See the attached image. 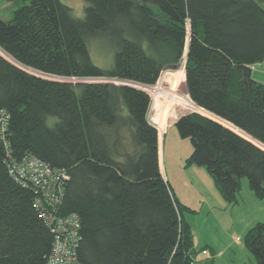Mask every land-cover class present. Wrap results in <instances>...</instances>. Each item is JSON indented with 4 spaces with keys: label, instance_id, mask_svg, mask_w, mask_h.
<instances>
[{
    "label": "trees",
    "instance_id": "16d2710c",
    "mask_svg": "<svg viewBox=\"0 0 264 264\" xmlns=\"http://www.w3.org/2000/svg\"><path fill=\"white\" fill-rule=\"evenodd\" d=\"M7 2L12 17L0 19V53L59 81L0 57V110L9 118V150L0 141V264H46L54 246L35 207L41 195L9 174L11 160L33 156L70 177L59 212L81 220L80 264H199L161 171L160 127L174 106H186L264 146V83L253 69L264 62V0H85L82 19L61 0ZM94 40L110 47V68L94 64ZM182 59L181 70L161 78ZM74 79L132 82L174 104L162 109L165 100L153 98L156 129L147 92ZM201 114L176 123L192 141L188 165L205 167L232 206L245 177L263 200L264 152ZM245 235L264 264V223Z\"/></svg>",
    "mask_w": 264,
    "mask_h": 264
},
{
    "label": "rangeland",
    "instance_id": "374dc122",
    "mask_svg": "<svg viewBox=\"0 0 264 264\" xmlns=\"http://www.w3.org/2000/svg\"><path fill=\"white\" fill-rule=\"evenodd\" d=\"M68 7H71L75 16L82 19L85 15V0H61ZM11 4L7 0H0V19L10 20ZM190 35V32H189ZM188 35V37H189ZM188 40V39H187ZM91 55L94 64L106 69L110 68L113 63V56L110 47L99 40L91 41ZM184 58V57H183ZM183 64V59L179 68ZM255 78L264 83V62L253 67ZM175 71L164 70L161 74ZM44 77V76H43ZM47 78V77H45ZM159 79V81L161 80ZM48 79V78H47ZM94 82L107 80H72V82ZM110 84L121 85L122 81H111ZM159 81L155 86H158ZM162 88L170 89L169 85L162 83ZM177 92L179 95H187L185 84L181 85ZM159 99L161 93H155ZM152 97L151 110L148 115L151 125L157 129L154 96ZM172 98L168 97L165 103H162V109L170 110L173 105ZM186 107V106H185ZM183 107V108H185ZM179 106H174L169 118L172 120L186 113H199L200 111L187 110ZM169 112V111H168ZM166 114V113H165ZM163 116L164 113H163ZM168 120V117L165 116ZM164 118V119H165ZM164 126V132L165 127ZM178 134V140L172 144V131L161 137L164 146L162 147L164 159L163 174L165 179L171 185L174 194L180 205L183 207V216L187 225L191 229L193 238V253L199 264H256V259L250 250L244 245L245 234L256 226V223H264V199H259L255 192H252L249 180L245 177L243 182L247 183L249 193L241 187L237 206L228 203L222 194L214 186L211 175L205 167L190 166L187 159L193 153L191 139H182L178 128H175ZM159 132V129H158ZM174 132V131H173ZM160 137V138H161ZM165 141V142H164ZM176 153V154H175ZM190 153V154H189ZM188 155V156H187ZM204 169V170H203ZM242 182V184H243Z\"/></svg>",
    "mask_w": 264,
    "mask_h": 264
},
{
    "label": "built area",
    "instance_id": "2783aa9c",
    "mask_svg": "<svg viewBox=\"0 0 264 264\" xmlns=\"http://www.w3.org/2000/svg\"><path fill=\"white\" fill-rule=\"evenodd\" d=\"M186 63L185 60V66ZM182 67L183 64L174 71H179ZM8 120L7 114L0 110V141L7 150L9 147L5 134L8 131ZM8 169L10 176L22 187L35 189L41 195L35 207L42 211L41 218L55 237L46 264H80L77 251L81 239V220L76 214L62 216L59 212L64 186L70 178L67 171L54 169L35 156L26 157L22 162L11 160Z\"/></svg>",
    "mask_w": 264,
    "mask_h": 264
},
{
    "label": "water",
    "instance_id": "95a60500",
    "mask_svg": "<svg viewBox=\"0 0 264 264\" xmlns=\"http://www.w3.org/2000/svg\"><path fill=\"white\" fill-rule=\"evenodd\" d=\"M188 47V46H187ZM187 53H188V51H187ZM0 57H2L3 59H5V60H8L11 64H13L15 67H17V68H20V69H23V70H25V71H27V72H31L33 75H35V76H37V77H43L41 74L40 75H38L37 73H34V71L33 70H31V69H26V68H24V67H22L20 64H17L13 59H9L8 57H5L4 55H2L1 53H0ZM178 68H175V70H177ZM43 78H45V77H43ZM45 79H47V78H45ZM52 80H55V81H59V79H54V78H51ZM50 78H48V80H51ZM95 82H100V83H110L108 80L106 81V82H102V81H95ZM123 84H121L122 86H131V87H133V88H135V89H138V90H142V91H145V92H147L148 93V91L147 90H145V89H143L142 87H137V84H135V83H132V82H122ZM140 86V85H139ZM143 86V85H142ZM189 96V95H188ZM190 98V97H189ZM193 104V103H192ZM195 107H198L197 105H195ZM199 108V107H198ZM200 109V108H199ZM202 111H204L203 109H201ZM205 112V111H204ZM206 113V116L205 115H203V114H201V115H203V116H205L206 118L208 117L209 119H211L212 121H214L215 123H219L220 125H222V126H224V127H226L228 130H231V131H233L235 134H237L238 136H242L245 140H247L250 144H253L254 146H256V147H258L259 149H261L263 152H264V146H262L261 144H259L256 140H254L253 138H250L249 136H247L246 134H244L242 131L240 132L237 128H235L234 126H232V125H230V124H228V123H226L225 121H223L222 119H220L219 117L217 118L216 116H213L212 114H210V113H208V112H205Z\"/></svg>",
    "mask_w": 264,
    "mask_h": 264
},
{
    "label": "crops",
    "instance_id": "0c3cea01",
    "mask_svg": "<svg viewBox=\"0 0 264 264\" xmlns=\"http://www.w3.org/2000/svg\"><path fill=\"white\" fill-rule=\"evenodd\" d=\"M184 72H185V69H184ZM181 116L177 117L176 119L172 120L171 118H169V120L167 121V125L165 127V132L164 134H168L170 133V131H172V144H175V142L178 140V134L177 132L175 131V128H176V123L178 122L179 118ZM174 131V132H173ZM159 140V151H160V162H161V171L163 173V162L162 160L164 159V154H163V151H162V147L164 146V144L162 143L163 140ZM165 142V141H164ZM194 151V150H193ZM176 154V153H175ZM190 154V153H189ZM192 151H191V155H192ZM188 156V155H187ZM191 156H189L188 158H190ZM187 161V160H186ZM204 170V169H203ZM210 175V173H209ZM212 181L214 182L213 178H212ZM243 182V181H242ZM214 186L215 188L217 189V186H216V182H214ZM241 187L243 188L244 191H246L247 193H249V189L247 187V183L246 182H243V184L241 185ZM218 190V189H217ZM219 192V191H218ZM253 192V191H252ZM238 203L240 204L239 200H238Z\"/></svg>",
    "mask_w": 264,
    "mask_h": 264
},
{
    "label": "bare ground",
    "instance_id": "6f19581e",
    "mask_svg": "<svg viewBox=\"0 0 264 264\" xmlns=\"http://www.w3.org/2000/svg\"><path fill=\"white\" fill-rule=\"evenodd\" d=\"M157 92L160 94V91H159V90H156V91H153V92H152V95L155 97V99H156L157 101L160 102V100H162V99H164L165 101L167 100L168 97H167V96H162L161 94H160V95H161V98H162V99H159V98L156 96L157 94H155V93H157ZM170 98H172V97H170ZM172 101H173V98H172ZM160 129H161V131L164 130L162 126L160 127ZM160 129H159V130H160Z\"/></svg>",
    "mask_w": 264,
    "mask_h": 264
}]
</instances>
